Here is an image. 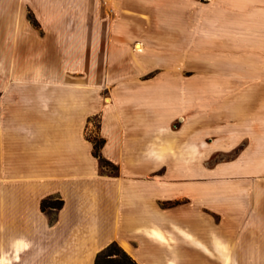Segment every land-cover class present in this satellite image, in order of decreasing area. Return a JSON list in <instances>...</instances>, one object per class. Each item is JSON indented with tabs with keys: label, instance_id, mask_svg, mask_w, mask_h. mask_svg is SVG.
Wrapping results in <instances>:
<instances>
[{
	"label": "crops",
	"instance_id": "1",
	"mask_svg": "<svg viewBox=\"0 0 264 264\" xmlns=\"http://www.w3.org/2000/svg\"><path fill=\"white\" fill-rule=\"evenodd\" d=\"M24 1L35 8L39 21L49 24L53 17L46 19L40 7L56 9L62 0ZM66 1L69 14L79 19L80 33L76 45L68 44V48L79 51L63 58L69 69L47 80L54 83L49 86L52 92L43 85L35 94V103L19 107L16 117L20 120L0 117V257L10 256L12 264H95L98 253L118 241L140 264H264V167L256 173L255 183L242 171L237 177H226L224 200L219 203L222 227L217 231L214 221L202 216L205 209L217 205L211 199L213 192L206 187L202 195L198 194L199 189L190 184L197 180L193 178L180 185L169 184L162 168L174 156L165 151L160 157L157 152V146L167 138L168 121L186 109L184 97L200 93L183 86L163 100L149 84L153 81L164 87L158 82L164 72L157 69L150 73L167 63L168 49L199 48L195 42L200 38L193 33L187 32L180 41L167 40L169 2H175L174 16L183 18L189 11L197 15L195 32L205 34L208 28H200V0ZM238 2L239 9L227 3L239 15L236 20L232 11H225L230 34L239 32L240 39L241 32L264 33V7L247 0ZM23 25L26 31L28 19ZM226 39L232 41V37ZM47 41L56 47L54 40ZM259 42L254 45L240 39L239 47H234L239 50V59L232 54L224 63L240 64V70L246 72L244 79H248L254 75V66L263 64ZM137 43L143 44L141 50ZM172 61L178 64L177 58ZM263 88L262 78L241 88L246 102L256 97L262 106L255 126L246 123L243 127V146L253 141L261 152ZM168 102L177 110L162 119L161 115L169 111ZM0 111L8 113L9 109L1 105ZM96 116L99 132L106 138L103 155L121 162L119 172L105 169L94 152L88 128ZM192 133L189 148L194 152V142L201 145L197 140L201 136ZM145 164L144 174L130 172L131 166ZM151 166L159 170L153 172ZM185 192L187 202L168 206L170 199ZM46 198L63 200L64 204L44 210ZM176 213L181 217H175ZM153 229H161L166 240L154 235ZM216 238L229 246L228 259L215 247Z\"/></svg>",
	"mask_w": 264,
	"mask_h": 264
},
{
	"label": "rangeland",
	"instance_id": "2",
	"mask_svg": "<svg viewBox=\"0 0 264 264\" xmlns=\"http://www.w3.org/2000/svg\"><path fill=\"white\" fill-rule=\"evenodd\" d=\"M238 1L241 0H200V28L202 26L208 28V32L205 34L196 33L197 15H192L189 13L190 11L185 13L183 18L179 15H172L175 2L170 1L167 40L180 41L187 32L189 35L193 33L194 37L200 38L198 42H195L199 44V48L197 45L192 49H168L167 63L153 68L150 73L154 74L157 69L164 72L158 81L164 87H160L157 82H149L153 91L156 89L162 94L163 100L167 98V95L169 98L170 93L182 90L183 86L185 90L189 88L200 91L197 97L185 96L184 106L186 109L184 112L178 113L168 121L169 130L163 145L167 147L165 151L174 157L166 160L162 172H166L171 185H180L183 184V181L186 182L193 178L198 181H192L190 184L199 189L200 193L198 192V194H201L202 189L207 190L206 187L213 192L211 199L217 205L212 209H203L202 216L206 217L204 219L213 220L217 231L222 227L223 210L219 203L222 204L224 200L226 177H237V174L242 171L247 173V179H251L255 183L256 173L264 167V152L256 148V143L251 141L252 143L249 142L243 146V141L246 139L243 127L246 123L255 126L262 106L256 97H252V100L249 99L246 102L245 91L241 90L246 84L255 83L258 78H262L264 82V76H262L264 75V39L261 40L264 38V33L241 32L240 39L247 40L254 45L260 41L259 44L262 46L259 50L263 55L259 60L263 64L254 66L253 76L244 79L246 72L240 70V64L224 63V60L229 61L232 54L233 57H237L235 59H239V50L234 49V47H239V32L230 34L229 18L225 16V11H232L233 18L239 20L238 10L230 9L227 6V3L229 5L234 3L233 6L239 9ZM247 1L264 7V0ZM28 6L30 7L28 8ZM31 6L24 0H0V106L3 105L9 109L8 113L0 111V117L4 116V119L12 121L20 120L16 117V111L20 110L19 107L35 103V94L38 88L48 85V92L53 91L49 86L54 83L47 82V80L58 73L67 72L69 66L63 58L74 51H79L77 48H68V44L74 46L76 42H79L80 33L79 19L69 14L71 8L66 0H62L60 5L55 7L56 9L53 6H39L46 19L49 16L53 17L49 24L39 21L35 8ZM26 19L30 25L25 31L23 23ZM41 25L43 26L41 27ZM48 25L51 26L53 32H50V37L47 32ZM25 26L27 27V25ZM229 35L232 37V41L226 39V37L231 38ZM47 40H54L56 47L51 45L53 42L49 43ZM227 57L229 59H226ZM176 58L178 64L172 61ZM261 70L262 72H260ZM168 106L169 111L161 115L162 119L171 117V113L177 110V106H171L169 102ZM193 112L197 119L193 118ZM197 114L198 116H196ZM91 121L93 123H89V137L94 141V144L95 141H100L99 154L104 156L102 148L106 138L99 132L101 131L99 117L96 116ZM187 126L189 128H184ZM192 131L201 136L197 138L201 145L194 142L197 144L194 145L196 149L194 152H191L189 148L193 143ZM205 140L208 141L206 146L203 145ZM97 156L99 157V155ZM105 158L109 160V163L105 165L101 161L103 167L113 173L119 172L121 162ZM136 166H131L130 172L137 176L144 174L142 173L144 168L148 167L147 164ZM5 167L9 168L8 163ZM151 168L153 172L159 170L156 166H151ZM181 171H184L183 175H181ZM196 171H198L197 174ZM186 173H190V176ZM157 174L162 178L166 176L165 173ZM135 182L138 183L137 179ZM125 183L128 184L127 180ZM234 184L233 181L231 185L234 187ZM186 194L185 192L174 200L170 199L167 203L168 206L176 205L178 202H187ZM206 195L210 196V192L206 191ZM174 216L181 217V214L176 213ZM220 231L222 232V230Z\"/></svg>",
	"mask_w": 264,
	"mask_h": 264
},
{
	"label": "trees",
	"instance_id": "3",
	"mask_svg": "<svg viewBox=\"0 0 264 264\" xmlns=\"http://www.w3.org/2000/svg\"><path fill=\"white\" fill-rule=\"evenodd\" d=\"M99 143L100 141H95V153L96 155H99V157L102 159L101 161L107 165L109 160L99 154ZM63 204V200L54 201L53 199L46 198L42 203V207L45 210L49 206L62 207ZM96 264H140V262L117 241H112L98 253Z\"/></svg>",
	"mask_w": 264,
	"mask_h": 264
},
{
	"label": "bare ground",
	"instance_id": "4",
	"mask_svg": "<svg viewBox=\"0 0 264 264\" xmlns=\"http://www.w3.org/2000/svg\"><path fill=\"white\" fill-rule=\"evenodd\" d=\"M136 48L141 50L143 48V44L137 43ZM181 117L184 118V116H181ZM203 145L206 146L207 142L204 141ZM157 148H158L157 149L158 155L160 157H164L165 150L167 149L166 145L164 146L163 144H161V145L157 146ZM152 233L161 239L166 240V238H167L161 229H153ZM184 233L187 234V236H189L190 238H194V236L191 233H189L187 231H184ZM197 243L199 245H201L205 250H207V252L212 253V250L204 242H202L201 240H197ZM215 247L220 250L222 258H224V256H226V259L229 258V255H228L229 246L227 244H225L221 239L216 238ZM225 251L227 253L226 255H225ZM17 257H18V255H17ZM0 264H12L11 257L7 256L6 254H3L2 257H0Z\"/></svg>",
	"mask_w": 264,
	"mask_h": 264
}]
</instances>
